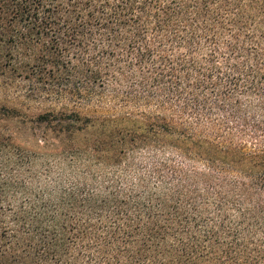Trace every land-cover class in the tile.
<instances>
[{"label":"trees","instance_id":"obj_1","mask_svg":"<svg viewBox=\"0 0 264 264\" xmlns=\"http://www.w3.org/2000/svg\"><path fill=\"white\" fill-rule=\"evenodd\" d=\"M0 46L73 107L65 176L0 136V264H264V0H0Z\"/></svg>","mask_w":264,"mask_h":264},{"label":"rangeland","instance_id":"obj_2","mask_svg":"<svg viewBox=\"0 0 264 264\" xmlns=\"http://www.w3.org/2000/svg\"><path fill=\"white\" fill-rule=\"evenodd\" d=\"M5 54L0 46V136L10 138L17 147L41 156L38 167L54 165L64 176L67 175L71 164L58 160L65 145L60 143L57 130L37 121L42 114L61 113L73 107L59 101L51 88L35 86L27 79V74L15 72L7 65ZM96 133L92 130L85 133L88 137H79L80 146L84 149L87 140ZM84 163L79 162L77 167L84 168Z\"/></svg>","mask_w":264,"mask_h":264}]
</instances>
